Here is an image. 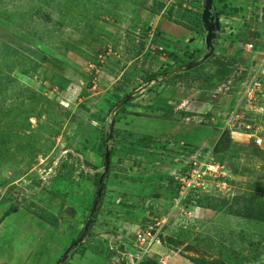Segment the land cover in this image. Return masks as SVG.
<instances>
[{"label":"rangeland","instance_id":"rangeland-1","mask_svg":"<svg viewBox=\"0 0 264 264\" xmlns=\"http://www.w3.org/2000/svg\"><path fill=\"white\" fill-rule=\"evenodd\" d=\"M200 13L0 0V264H57L75 242L127 96L62 264H264V0H212L204 62Z\"/></svg>","mask_w":264,"mask_h":264},{"label":"water","instance_id":"water-1","mask_svg":"<svg viewBox=\"0 0 264 264\" xmlns=\"http://www.w3.org/2000/svg\"><path fill=\"white\" fill-rule=\"evenodd\" d=\"M212 10V0H201V13H200V23L201 27L204 31V48H205V54L201 59V62H204L206 59H208L212 53H213V47L216 40L217 32L219 31V23L218 19L215 14L211 13ZM193 65L196 64H190L186 66L183 70H190ZM132 96H127L124 99H122L112 110L111 112V120L108 124L107 131L104 133V143L105 148L102 155L101 160V173L97 179L96 189L94 192L93 200L91 203L90 211L88 214V217L77 237L74 243L70 247H68L63 254V256L60 258L57 264H62L65 259L66 255L73 249L76 248L78 244H80L84 238L87 236L89 229L92 226V220L96 214L97 208L99 206L101 196L104 190V181L107 177L108 172V165H109V148H108V142L111 138V132L113 129V114L115 111L123 107L126 103L130 102Z\"/></svg>","mask_w":264,"mask_h":264},{"label":"built area","instance_id":"built-area-1","mask_svg":"<svg viewBox=\"0 0 264 264\" xmlns=\"http://www.w3.org/2000/svg\"><path fill=\"white\" fill-rule=\"evenodd\" d=\"M250 136H251V135H250ZM250 138L253 139V143H254L255 146H256V145L258 146V145L261 143V142H260V139L254 137L253 135H252ZM147 235H148V234H146V237H148ZM137 238H138L139 241H142V242H145V240L148 239V238H145V235H144V234H142V235H138Z\"/></svg>","mask_w":264,"mask_h":264},{"label":"trees","instance_id":"trees-1","mask_svg":"<svg viewBox=\"0 0 264 264\" xmlns=\"http://www.w3.org/2000/svg\"><path fill=\"white\" fill-rule=\"evenodd\" d=\"M168 56L170 57V59H174V56L173 55H171L170 53L168 54ZM252 143H253V141H252ZM253 146H255L254 144H253ZM109 160H110V155H109ZM109 166V165H108ZM9 215V213L8 214H6V216H8ZM5 217V216H4Z\"/></svg>","mask_w":264,"mask_h":264},{"label":"crops","instance_id":"crops-1","mask_svg":"<svg viewBox=\"0 0 264 264\" xmlns=\"http://www.w3.org/2000/svg\"><path fill=\"white\" fill-rule=\"evenodd\" d=\"M260 142H261V140H260ZM9 216V215H8ZM7 217V216H6Z\"/></svg>","mask_w":264,"mask_h":264}]
</instances>
